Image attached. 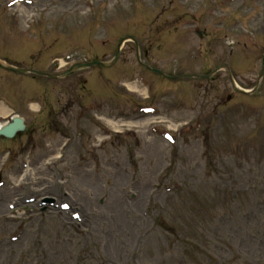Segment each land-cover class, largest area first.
Wrapping results in <instances>:
<instances>
[{"label": "rangeland", "instance_id": "obj_1", "mask_svg": "<svg viewBox=\"0 0 264 264\" xmlns=\"http://www.w3.org/2000/svg\"><path fill=\"white\" fill-rule=\"evenodd\" d=\"M13 1L0 0V56L5 51L26 65L41 43L58 44L59 58L77 60L103 40L116 43L121 31L152 43L150 62L173 74L208 73L224 63L244 90L253 89L260 75L264 0H17L12 7ZM199 27L204 40L194 33ZM52 55L34 68L45 70ZM91 72L42 79L44 99L64 114L55 116L59 125L44 116L49 127L40 139L43 150L22 158L32 160L31 174L20 163L0 162L7 185L0 193V264H264V81L252 97L235 93L222 71L214 80L168 84L172 114L165 118L177 128L171 130L176 141L167 142L163 133L170 123L150 130L134 125L132 132L119 127L124 133L109 135L110 127L90 114L80 126L77 102L86 95L80 78L89 80ZM115 73L109 86L105 77ZM137 74L161 82L139 70L130 55L92 84L88 102L108 99L103 117L139 121L128 114L137 96L120 89ZM17 81H0V91L11 93ZM22 86L26 100L42 90L27 76ZM156 95L157 106L166 108ZM63 133L71 140L63 165L52 172L43 160L65 144ZM99 135L105 136L101 144ZM21 174L24 183L18 182ZM56 193L63 194L59 202L77 208L80 222L23 203Z\"/></svg>", "mask_w": 264, "mask_h": 264}, {"label": "bare ground", "instance_id": "obj_2", "mask_svg": "<svg viewBox=\"0 0 264 264\" xmlns=\"http://www.w3.org/2000/svg\"><path fill=\"white\" fill-rule=\"evenodd\" d=\"M129 87H130V89H133V90L136 89V87H134V86H132V85H130ZM34 108H36V107H34ZM36 109H37V108H36ZM111 124H112V125H115V126H116V125H118V126H119V125H122V124H120L119 122H118V123H114V122H112ZM147 124H148V121L146 120V121H144V122L141 123V126H144V127H145V125H147ZM128 125H130V124H128Z\"/></svg>", "mask_w": 264, "mask_h": 264}]
</instances>
